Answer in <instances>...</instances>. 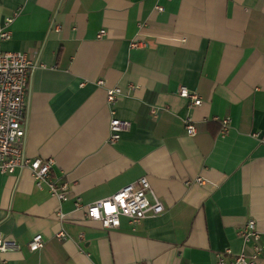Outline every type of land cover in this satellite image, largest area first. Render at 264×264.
Segmentation results:
<instances>
[{
    "label": "crops",
    "instance_id": "crops-1",
    "mask_svg": "<svg viewBox=\"0 0 264 264\" xmlns=\"http://www.w3.org/2000/svg\"><path fill=\"white\" fill-rule=\"evenodd\" d=\"M9 20L1 50L34 63L25 155L54 161L71 190L59 203L29 170L1 178L0 230L22 252L0 254V264L230 262L253 252L237 235L250 220L264 264V0H0V29ZM181 87L202 105L190 106ZM113 88L131 127L110 146ZM144 177L165 206L159 216L123 217L114 231L76 209L77 199L91 204ZM37 235L47 243L31 253Z\"/></svg>",
    "mask_w": 264,
    "mask_h": 264
},
{
    "label": "built area",
    "instance_id": "built-area-1",
    "mask_svg": "<svg viewBox=\"0 0 264 264\" xmlns=\"http://www.w3.org/2000/svg\"><path fill=\"white\" fill-rule=\"evenodd\" d=\"M159 12H164L162 6H157ZM11 23L7 21L5 28L0 29V43L11 40V34L6 26ZM105 31H100L98 38L105 36ZM145 46V45H143ZM139 43H132L131 48L140 49ZM34 63L25 53L3 51L0 48V180L2 177L14 174L18 170H29L38 189H46L51 198L59 203L68 199L71 184L61 183L54 176L55 163L52 160L44 161L40 158L31 159L25 155L24 140L26 138L27 120V96L28 87ZM106 87L104 81L98 83ZM134 87H132L133 89ZM107 101L111 114L110 137L108 144L116 145L129 131L131 124L118 117L116 103L122 95L119 88L107 89ZM178 95L189 101L190 106L200 107L202 99L200 96L181 87ZM221 124L220 137L229 134L232 121L230 118L216 119ZM185 128L189 137L197 134V128L191 117L185 119ZM255 137H259L255 135ZM262 142H264L262 140ZM204 184L202 179L196 181ZM151 197L153 201H151ZM77 211H82L85 218L101 223L106 230L118 231L121 229V218H127L131 224L137 225L148 217L159 216L165 212V206L153 193L150 181L147 177L121 189L118 193L98 200L91 204H83L81 199L76 200ZM58 217L63 221L65 215L61 212ZM237 235L245 245H251L252 254L242 253L236 255L232 261H227L224 256L218 257L217 264H258L263 258V233L258 229L256 221L250 220L237 230ZM60 242L67 241L68 235L61 231L56 235ZM47 243L43 235L35 236L29 243L31 253L41 251ZM22 247L16 242L9 241L0 230V254L21 253Z\"/></svg>",
    "mask_w": 264,
    "mask_h": 264
}]
</instances>
